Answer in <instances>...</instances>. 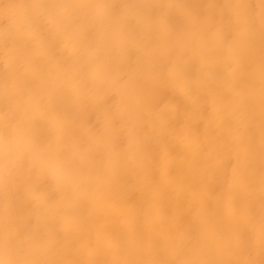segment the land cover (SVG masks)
Wrapping results in <instances>:
<instances>
[{
    "label": "clouds",
    "instance_id": "clouds-1",
    "mask_svg": "<svg viewBox=\"0 0 264 264\" xmlns=\"http://www.w3.org/2000/svg\"><path fill=\"white\" fill-rule=\"evenodd\" d=\"M178 115L264 149V0H0V264H205L183 242L73 258Z\"/></svg>",
    "mask_w": 264,
    "mask_h": 264
},
{
    "label": "bare ground",
    "instance_id": "bare-ground-1",
    "mask_svg": "<svg viewBox=\"0 0 264 264\" xmlns=\"http://www.w3.org/2000/svg\"><path fill=\"white\" fill-rule=\"evenodd\" d=\"M178 121L180 137L158 149L175 148L177 154L158 166L156 153L142 171L109 191L91 223L79 228L73 258L117 240L136 249L139 260L171 261L170 249L183 242L197 248L205 264H264V149L258 130L238 136L229 133L227 120L209 124L178 115Z\"/></svg>",
    "mask_w": 264,
    "mask_h": 264
},
{
    "label": "rangeland",
    "instance_id": "rangeland-1",
    "mask_svg": "<svg viewBox=\"0 0 264 264\" xmlns=\"http://www.w3.org/2000/svg\"><path fill=\"white\" fill-rule=\"evenodd\" d=\"M175 125L180 126V122L178 121ZM175 154H177V151L175 148L168 149V150L166 149V151H165V149L163 151L162 150L158 151L156 154L157 156L155 155L157 165L158 166L164 165L165 162L167 161V158L169 157V155H175Z\"/></svg>",
    "mask_w": 264,
    "mask_h": 264
}]
</instances>
